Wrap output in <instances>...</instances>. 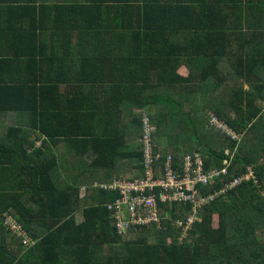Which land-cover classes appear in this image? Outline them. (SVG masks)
<instances>
[{
    "label": "trees",
    "instance_id": "trees-1",
    "mask_svg": "<svg viewBox=\"0 0 264 264\" xmlns=\"http://www.w3.org/2000/svg\"><path fill=\"white\" fill-rule=\"evenodd\" d=\"M144 118L160 174L226 172L182 240L191 204L118 228L101 187L143 176ZM0 264H264V0H0Z\"/></svg>",
    "mask_w": 264,
    "mask_h": 264
},
{
    "label": "built area",
    "instance_id": "built-area-1",
    "mask_svg": "<svg viewBox=\"0 0 264 264\" xmlns=\"http://www.w3.org/2000/svg\"><path fill=\"white\" fill-rule=\"evenodd\" d=\"M209 123L211 127L227 131V128L214 116L210 117ZM143 127L142 143L145 157L143 176L132 179L121 178L102 185L103 189L116 191L119 194L118 199L113 205H108V208L117 211V217L123 219V221L117 223L118 228L123 227L125 229L128 225L139 226L158 223L159 207L157 200L168 206L191 204V213L185 219L175 221L176 228L181 230L180 239L182 240L186 238L192 225L198 220V210L204 208L216 198V195L203 197L196 191V187L212 185L216 177L225 175L226 172L224 170L205 172L202 156L194 154L193 156L184 157L181 161L183 171L181 175L175 172L171 156L166 158L163 173L160 174L155 170V165L156 161L161 160L162 156L160 153H153L151 139V133L155 127L150 124L148 118H144ZM239 182V180H235L231 188ZM125 212L126 214H123ZM3 223L5 226H9L12 231L18 230V225L7 214L4 215ZM26 241L25 239L24 243Z\"/></svg>",
    "mask_w": 264,
    "mask_h": 264
},
{
    "label": "rangeland",
    "instance_id": "rangeland-1",
    "mask_svg": "<svg viewBox=\"0 0 264 264\" xmlns=\"http://www.w3.org/2000/svg\"><path fill=\"white\" fill-rule=\"evenodd\" d=\"M187 69H185V68H182L181 70H180V73H183V74H187ZM217 225H218V220H217V217H215L214 218V227H217Z\"/></svg>",
    "mask_w": 264,
    "mask_h": 264
},
{
    "label": "crops",
    "instance_id": "crops-1",
    "mask_svg": "<svg viewBox=\"0 0 264 264\" xmlns=\"http://www.w3.org/2000/svg\"><path fill=\"white\" fill-rule=\"evenodd\" d=\"M183 68H184V67H183ZM181 69H182V68H181ZM181 69H180V70H181ZM185 69H186V68H185ZM181 74H183V73H181ZM183 75H185V74H183ZM80 218H81V216L77 213V214H76V219H77V220H80Z\"/></svg>",
    "mask_w": 264,
    "mask_h": 264
}]
</instances>
